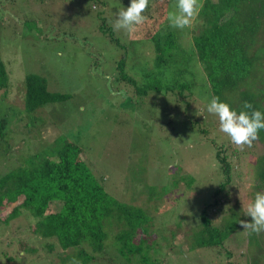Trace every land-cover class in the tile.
<instances>
[{"label": "rangeland", "instance_id": "obj_1", "mask_svg": "<svg viewBox=\"0 0 264 264\" xmlns=\"http://www.w3.org/2000/svg\"><path fill=\"white\" fill-rule=\"evenodd\" d=\"M75 1L78 3L69 6L62 0H0V54L13 76L9 92L0 91V120L6 125L0 132V177L31 160L48 157L56 139L57 144L70 140L83 149L85 163L103 180L111 197L142 206L152 215L146 240L152 243L151 252L167 259L165 264H224L226 260L248 264L255 246L249 248L247 230L238 221L250 220L245 211L257 192L255 162L264 154V145L258 140L251 148L238 150L220 132L218 117L209 114L203 104L196 105L200 112L191 117L196 120H191L194 127H190V117L180 116L182 105L178 108L181 113L164 116L165 101L155 93L151 102L146 97L144 101L133 99L134 103L128 99L132 97L128 86L115 93L112 80L120 58L128 56L126 70L132 75L143 67L152 69L153 45L139 38L142 33L114 30L116 14L130 0H102L104 4L98 5L118 44L99 31L100 18L88 10L90 4ZM155 5V0H149L144 15H162L154 10ZM173 9L174 5L165 17ZM183 36L185 48L191 34ZM30 73L45 77L49 90L69 94L68 102L28 113L23 109L19 81L23 83ZM198 85L193 98L203 103L209 91L204 76ZM203 119L209 129L206 139L198 132ZM213 138L225 146L223 154L231 164L224 202L213 216L219 227L229 220L236 224L225 243L232 251L229 258L224 246L188 249L199 229L196 213L223 180L209 140ZM11 207H1L0 219ZM28 226L22 216L0 223V264H61L60 246L35 238ZM46 243L53 244L52 252L45 249ZM259 263L264 261L260 258ZM89 264L126 261L109 248Z\"/></svg>", "mask_w": 264, "mask_h": 264}, {"label": "trees", "instance_id": "obj_2", "mask_svg": "<svg viewBox=\"0 0 264 264\" xmlns=\"http://www.w3.org/2000/svg\"><path fill=\"white\" fill-rule=\"evenodd\" d=\"M82 1L90 4L88 10L100 18L99 31L108 34L118 44L111 27H106L105 13L98 9V5L104 4L102 0H79ZM62 2L69 6L78 3L75 0ZM155 3L154 10L162 15L147 17L135 31L137 36L142 33L139 38L153 45V68L143 67L139 74L132 75L126 70L128 56H122L112 80L115 93L123 92V88L128 86L129 91L132 89L129 100L144 101L147 97L149 102L155 93L165 101L162 105L167 107L162 110L164 116L181 113L178 108L182 105L184 111L180 116L190 117V127H194L191 120H196L191 117L200 112L196 105L207 107L213 97H219L238 113L248 111L243 109L245 101L264 113V0H202L203 7L195 25L182 32L169 27L165 17L175 2L155 0ZM184 33L191 34L185 48ZM201 75L209 85V91L205 92L208 99L203 103L193 98ZM12 77L0 54V91L9 92ZM19 82L23 109L28 113L47 105L66 103L70 99L69 94L49 90L42 75L30 73L24 77L23 83ZM124 96L127 97L125 91ZM5 126L4 119H1L0 132ZM198 132L203 139L208 137L205 120ZM57 140L48 157L31 160L0 177V209L12 205L0 223L8 224L25 217L35 238L54 241L60 246L61 264L69 263L73 258L79 264H89L100 259L109 248L120 253L126 264H165L167 259L151 252L152 243L146 240L147 226L152 221V215L146 208L111 197L103 180L97 179L85 163L83 149L70 140L60 144ZM209 140L214 146L215 160L223 180L210 200L204 202L196 213L199 229L194 232V244L188 249L224 246L229 258L232 251L225 247V243L235 232L236 224L229 220L227 225L219 227L214 224L213 216L224 202V193L231 180V164L223 154L225 146L218 145L214 138ZM259 142L264 145V130L259 133ZM253 181L257 192H264V154L255 162ZM247 234L249 248L255 246L248 264H260V258L264 261V232L249 234L247 231ZM52 247L50 243L45 245L49 252L53 251ZM219 253L220 250L217 251ZM224 264L233 262L226 260Z\"/></svg>", "mask_w": 264, "mask_h": 264}, {"label": "clouds", "instance_id": "obj_3", "mask_svg": "<svg viewBox=\"0 0 264 264\" xmlns=\"http://www.w3.org/2000/svg\"><path fill=\"white\" fill-rule=\"evenodd\" d=\"M148 6L149 0H130V5L116 14L114 30L135 32L137 26L147 20L144 13ZM202 7V0H175L174 9L167 14L169 27L181 30L192 27ZM243 109L248 111L241 110L238 113L219 97H213L206 107L209 114L218 117L220 132L240 151L246 147L251 148L259 140L260 131L264 130V113L254 109L247 101L243 103ZM245 215L250 220L238 221L244 230L249 234L264 232V192L255 193L254 199L247 205ZM70 264H79V261L73 258Z\"/></svg>", "mask_w": 264, "mask_h": 264}]
</instances>
